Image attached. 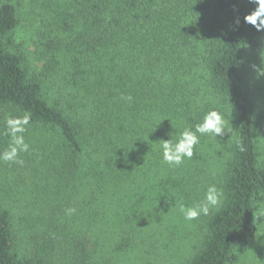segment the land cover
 Wrapping results in <instances>:
<instances>
[{"label": "trees", "instance_id": "16d2710c", "mask_svg": "<svg viewBox=\"0 0 264 264\" xmlns=\"http://www.w3.org/2000/svg\"><path fill=\"white\" fill-rule=\"evenodd\" d=\"M18 24L0 0V264L166 263L182 210L184 264H234L264 201V0H45L28 53Z\"/></svg>", "mask_w": 264, "mask_h": 264}, {"label": "rangeland", "instance_id": "374dc122", "mask_svg": "<svg viewBox=\"0 0 264 264\" xmlns=\"http://www.w3.org/2000/svg\"><path fill=\"white\" fill-rule=\"evenodd\" d=\"M44 1L45 0H13L17 8V16L19 20L17 30L14 33V41L16 45H22L25 53L32 51L34 48L32 42L33 39H36L35 34L39 26V14L42 11ZM249 56L254 61L253 63H249L248 66L250 71L249 77L251 80L248 84L251 86V92H254V89H256V95L253 94L252 99H257L256 105L258 108L254 112L256 118L259 117L260 119L258 124L260 125L264 142V50L257 53H250ZM253 77H255V79H253ZM222 137H225V133H222ZM222 144L223 143H220V146L223 148ZM207 181L208 180H204L205 184ZM214 191L216 190L214 189ZM205 199L207 198L205 197ZM181 214V219L176 224L181 226L180 230L188 231L189 228L190 232L185 235H189L187 241L181 240L180 242H174L176 245V251L169 256L163 257L166 263L154 258H146L148 259V262H145L144 260L146 259H144L140 261L142 264H184V260L189 257L192 249L198 244L201 221L196 219L198 217L196 215L193 217L191 216L192 218H190V213L186 210H182ZM18 216L19 220L17 225L18 227H21L24 224V216H22V214H19ZM257 216L259 217L257 233L250 244L235 248L237 261L234 264H264V201L258 205ZM177 251L178 254H176ZM135 261L134 256L131 257V255L124 254V257H122L121 262L119 261V264H135L137 263Z\"/></svg>", "mask_w": 264, "mask_h": 264}]
</instances>
